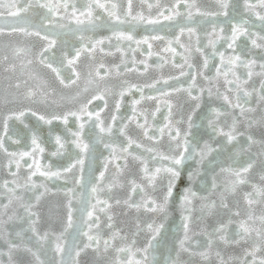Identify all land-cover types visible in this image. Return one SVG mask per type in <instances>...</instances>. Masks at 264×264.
I'll return each mask as SVG.
<instances>
[{"label": "snow or ice", "instance_id": "6c2138e0", "mask_svg": "<svg viewBox=\"0 0 264 264\" xmlns=\"http://www.w3.org/2000/svg\"><path fill=\"white\" fill-rule=\"evenodd\" d=\"M141 26L147 34L137 38ZM69 36L78 41L71 50ZM117 53L114 67L97 60ZM166 65L178 75L109 84L113 72L145 76ZM0 70V264H264V0H0ZM174 95L186 99L174 104ZM142 101H155L154 111L138 110ZM54 122L64 134L53 136ZM42 125L51 155L67 161L56 170L37 159ZM188 162L189 186L177 194ZM60 179L73 186L46 183ZM125 186L127 198H114ZM61 193L66 205L51 206L45 221L44 199ZM113 200L137 214L130 235L115 227ZM170 207L180 223L169 245L157 218Z\"/></svg>", "mask_w": 264, "mask_h": 264}, {"label": "water", "instance_id": "95a60500", "mask_svg": "<svg viewBox=\"0 0 264 264\" xmlns=\"http://www.w3.org/2000/svg\"><path fill=\"white\" fill-rule=\"evenodd\" d=\"M102 34L103 35H109V33H107V32H103ZM145 34H147V33L145 32V29L143 26L138 27L136 30V33H135L137 38L142 37ZM161 34L166 35V36L171 35L167 31H162ZM66 39H68V41H69V50H71L72 44L78 45V41H76L75 38L69 36V37H66ZM114 43H115V41H114ZM38 44H39V42H37V49L36 50H38ZM161 46H162L161 42H155L154 43V49L155 50H158ZM221 50H223V49H221ZM137 59H142V57H140L139 54H137ZM97 60H102L106 64V66L114 67V65L120 63V54L117 53L114 56H99L98 55ZM195 61L197 64L201 63V60L198 57L195 58ZM157 62L158 61H157L156 57H153L149 61V63H157ZM178 62H179V59H178ZM215 63H218V59H217V61H215ZM88 64H89V61L85 57H82L81 61L79 62V68H78V70L81 71V73H82V80L80 82L81 88H83L85 86L83 77L86 76V73L88 71V68H87ZM37 70L42 72L45 76H47L48 79H50V80L53 79V74H51L47 69L37 68ZM65 74L67 75L68 73L66 72ZM207 74L209 76H214L215 75L214 67L210 68V70L208 71ZM6 75H7L6 73H4L2 70H0V83L4 82V78ZM161 75H163L164 77H167L169 75H178V70L171 68L169 65H166L161 71L152 70L148 74H146L145 76H140L137 73H129L126 75V77H117L115 75V72H113V75L109 80V84H110V86L118 87L121 79L126 78L130 83H138V84L142 85L145 82H151V80L154 78H159ZM200 83L205 84V82L203 80H200ZM56 87L58 89V92H60L61 94L65 95V96L71 97L75 94L74 88L63 89L61 86H59L58 82H56ZM145 94L149 95V94H155V93L152 92L151 90L145 89ZM132 98H133L132 96H126L125 97L124 104H123V106L121 108V112H120V115L124 118H126L128 115L131 114V99ZM135 98L139 99V93L135 94ZM184 99H186V97L174 95L172 97V102L175 104L177 100L182 101ZM205 99H207V96H205ZM97 103H100V102H97ZM220 103H221L220 101H217L216 106H219ZM137 109L138 110L154 111L155 101H142L140 105H137ZM0 111H3V108H0ZM113 111H114L113 100L111 98H109V108L105 111V113L102 114L106 121L110 122V116L113 113ZM166 112H167V109L162 106L161 114H158V121L162 122V115L166 114ZM175 119H177V120L180 119V114L178 111H176ZM26 122H28L30 125H35V123H36L35 118H31V117ZM196 122L199 123V120L197 119ZM69 126L74 127V125H71V124ZM15 127L22 128L21 125H15ZM40 127L42 128V130L40 131L39 135L43 141V146L45 147V152L42 155H39L37 157L39 162L44 166L51 164L53 170H56L61 165H66L67 161L64 157H61V156L53 157L51 155V152L55 151V145H54V139L49 137V135H48L49 126L42 125ZM52 127L55 128V130H56L55 133H53V136L56 133L64 134V126L62 124H59L58 122H54ZM182 127L186 128V124L183 125ZM130 128L132 129L133 137L138 138L139 137V131L135 129V125L131 124ZM24 143H26L30 146V140H25ZM144 143L148 146H151V142L144 141ZM167 143H168L167 137H165L164 141L160 145V150L167 151ZM18 150L22 151L25 149L23 147H20ZM101 151L104 152V156L108 155L107 151L103 150V148H101ZM30 162L31 161L29 160V163ZM193 167H195V166L192 164V162H188L186 164V166L182 172L181 179L178 182V188L176 189L177 194H179L183 190L184 187L189 186L188 172L190 170H192ZM25 170L26 169H22V173ZM111 171L112 170L110 169V172ZM2 178H6V174L0 173V179H2ZM34 180H36L37 183L44 182V178H41L39 176L34 177ZM46 183L52 189H56V188H65L66 189L67 187L73 186L70 179L68 180L67 183L65 182L64 179L46 181ZM41 191H42V189H41ZM128 191H129V189L127 188V186H125L123 189H115L113 191V196H114V198H120L121 200H123V199L127 198ZM104 198H106V197H104ZM136 199L138 200L139 198L136 197ZM66 203H67V201L63 199L62 193L60 196L55 197V198H52V197L45 198L43 203H42V207L40 209L41 215L44 217L45 221H47L49 209L51 206L66 205ZM112 203H113L114 207L112 208L110 214H112L114 217L115 227L117 229H122L124 233H127L130 235L132 232L135 231V222H136L135 218H136L137 214L134 211L129 210L123 206H115L114 200L112 201ZM242 208H243V205H242ZM64 214H65V209L63 207H61L59 210V215L64 216ZM103 219H106V218L102 215V220ZM161 222L165 223V230H166L167 237H168L165 242L170 245L172 242L170 237L180 223L179 213L175 210L174 207H170L169 211H168V217L166 220H164L162 218H157V223H161ZM48 227H49V224L47 222L42 223V225H41L42 230H47ZM57 227H58V225H57ZM105 238H107V235H105ZM140 239H142V237Z\"/></svg>", "mask_w": 264, "mask_h": 264}]
</instances>
